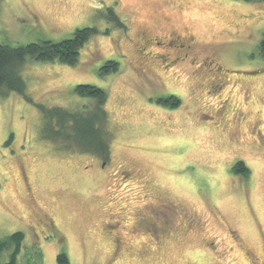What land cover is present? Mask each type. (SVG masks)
Masks as SVG:
<instances>
[{"label": "rangeland", "instance_id": "rangeland-1", "mask_svg": "<svg viewBox=\"0 0 264 264\" xmlns=\"http://www.w3.org/2000/svg\"><path fill=\"white\" fill-rule=\"evenodd\" d=\"M155 17L189 37L146 45ZM84 27L98 34L76 66L29 59L32 101L0 98V239L25 234L19 264H60L62 254L68 264H264V127L253 126H264V0H0V43L59 42ZM108 61L118 71L101 75ZM78 84L108 94V160L42 138L36 104L90 107ZM239 161L248 177L234 173ZM140 175L147 187L134 184ZM161 197L173 203L161 247L142 252L151 241L140 231L115 255L105 239L116 220Z\"/></svg>", "mask_w": 264, "mask_h": 264}, {"label": "trees", "instance_id": "trees-1", "mask_svg": "<svg viewBox=\"0 0 264 264\" xmlns=\"http://www.w3.org/2000/svg\"><path fill=\"white\" fill-rule=\"evenodd\" d=\"M107 13L111 23L118 28H126L113 8H108ZM179 31L174 27L169 34L173 36L177 32L179 36L180 33L182 34ZM97 34L96 28L84 27L77 29L71 38L59 42L47 40L20 46L0 43V98L10 93H18L31 102L32 99L26 94V83L21 75V69L27 61L32 59L76 66L82 49ZM260 52L264 58V37L260 44ZM118 67V62L108 61L100 73L101 75L115 73ZM75 92L79 97L91 99L94 103L79 111L36 104L43 118L42 138L59 144L66 150L108 160L111 156L112 143V135L108 130L109 116L105 108L108 94L104 89L91 84H78ZM180 102L176 98L166 101L172 108L178 107ZM233 171L244 177H248L249 174V169L243 161H239ZM25 238L23 232H15L6 239H0V256L10 253L8 261H3L0 257V264H19V254L23 250ZM58 261L60 264H68L65 254L60 255Z\"/></svg>", "mask_w": 264, "mask_h": 264}, {"label": "flooded vegetation", "instance_id": "flooded-vegetation-1", "mask_svg": "<svg viewBox=\"0 0 264 264\" xmlns=\"http://www.w3.org/2000/svg\"><path fill=\"white\" fill-rule=\"evenodd\" d=\"M146 26H148V24L146 23ZM148 28V27H147ZM172 27H167V23L165 20H162L160 17H155L152 20L151 23V27L150 29L153 30V36L150 38L148 36H144L142 37L140 40L141 42L145 43L146 45H151L152 43L155 44V40L156 39H161L164 41H172L170 45H173V43L176 40H181V39H185L188 38L189 36H185L182 35L180 37H172L169 32L170 29ZM181 32V31H179ZM172 37V38H171ZM159 42V44L166 46L165 42ZM174 47H171L170 50L173 51ZM153 55H156V52H151L150 54L146 55L145 59H144V63L145 65L148 66V64L150 63V59L152 58ZM157 57V56H155ZM256 114H252L251 118H253V116H255ZM248 119V117H247ZM256 123L253 124V126H255L256 128H263L264 126L261 125L262 120L259 119L258 117L255 118ZM244 162V161H243ZM245 163V162H244ZM246 164V163H245ZM131 175V174H130ZM129 179L132 178V176H128ZM125 179V178H124ZM127 180V179H126ZM134 184L136 185V187L138 188H144L146 185L145 179L143 177V175H140V178L138 180H136L134 182ZM152 202H147L146 204H141V207L139 208L140 210L137 211L135 217L136 219L133 220L132 222H125L124 217L121 219V221H119L118 219L116 220V224L117 226L114 227L113 229H111V234L108 235V237H106L104 235V228H101L102 231V235L103 238L104 236L107 238L105 239L106 241L109 240L110 244L113 245L111 247H113L112 249L115 250V255L117 252H120L119 255L125 256V254L131 252V250L133 249V245H135L137 242L133 243H129V240L131 239V237L133 236H139L138 234L141 233L140 231H142L141 235L143 237H147L148 240H150L151 242H149L147 245H145L146 247H144V249L142 250L145 252H150L153 251L154 248L159 249L161 247L162 244V239H166L168 238V236L171 233V222H170V218H169V211L170 210V206H172V201L169 198L166 197H161L159 199ZM138 207V206H137ZM124 216V215H123ZM133 217V215H131ZM121 216H119L120 218ZM115 218V217H114ZM130 217H127V220ZM152 219V220H151ZM150 223L149 225H145L144 222ZM124 223H126L124 225ZM174 224V222L172 223ZM111 224H108V226ZM151 225V226H150ZM120 227H124L126 230L124 232V238L125 241H123V238L121 236V232H118L120 230ZM109 228V227H108ZM113 230V231H112ZM118 232V233H117ZM114 235V236H113ZM206 241V240H205ZM141 251V250H139ZM238 264V263H237ZM241 264V263H239Z\"/></svg>", "mask_w": 264, "mask_h": 264}]
</instances>
